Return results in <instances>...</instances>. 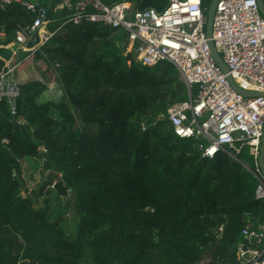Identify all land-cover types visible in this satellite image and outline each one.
<instances>
[{
	"label": "trees",
	"instance_id": "obj_1",
	"mask_svg": "<svg viewBox=\"0 0 264 264\" xmlns=\"http://www.w3.org/2000/svg\"><path fill=\"white\" fill-rule=\"evenodd\" d=\"M49 2L39 5L49 6V25L59 29L37 57L63 94L41 99L47 86L34 79L20 83L15 114L7 98L0 102V264H201L208 254L216 264H242L243 230L264 227L258 179L241 162L255 167L248 147L237 157H203L200 139L178 136L166 117L189 98L177 67L143 64L126 50L127 30L66 22L73 9ZM36 16L18 2L0 4V72L17 30ZM25 157L41 173L61 174L55 186L76 209L75 232L39 206L45 183L25 186Z\"/></svg>",
	"mask_w": 264,
	"mask_h": 264
},
{
	"label": "built area",
	"instance_id": "obj_2",
	"mask_svg": "<svg viewBox=\"0 0 264 264\" xmlns=\"http://www.w3.org/2000/svg\"><path fill=\"white\" fill-rule=\"evenodd\" d=\"M13 2L37 11L29 27L17 30L15 47L0 72V102L7 98L15 114V100L20 95L17 71L27 61L31 63L38 58L37 53L59 27L52 29L49 25V6L31 0H0L2 6ZM64 7L73 9L66 22H94L127 30L128 45L143 64L171 61L189 88L187 100L173 103L167 109L166 117L174 132L180 137L200 139L198 148L203 157L213 158L219 151L237 157L241 148L247 146L255 167L241 162L258 179L256 198L264 199V174L258 162L264 129V96H246L227 78L231 75L244 90L264 93V15L257 0H219L211 38L206 33L208 7L204 6V0H169L164 9H135L129 1L107 5L102 0H61L56 6ZM210 39L228 66V74L216 62ZM43 82L47 88L41 99L47 100L46 92L54 81ZM243 234L246 242L238 247L242 264H264V227L259 230L246 227Z\"/></svg>",
	"mask_w": 264,
	"mask_h": 264
},
{
	"label": "rangeland",
	"instance_id": "obj_3",
	"mask_svg": "<svg viewBox=\"0 0 264 264\" xmlns=\"http://www.w3.org/2000/svg\"><path fill=\"white\" fill-rule=\"evenodd\" d=\"M169 0H160V5L165 7ZM133 4L132 2H130ZM211 0H204V6L209 7ZM127 51H132L128 45ZM46 72H49L46 69ZM54 77V75H53ZM44 80V79H43ZM52 81L56 80L54 77ZM51 89L47 93V100H57L63 94V90H60L57 83H53ZM46 100V98H45ZM21 177L25 181V186L29 189H37L40 185L45 183V194L37 201L39 206L49 213V218L53 221H59L68 232H75L77 228L78 216L73 204L70 203V197L65 195H59L56 190V183L60 180L61 174L59 172L41 173L35 168V162L31 157H25L22 159V175ZM25 193V192H24ZM48 199L47 205L44 200ZM49 207V209H47ZM214 262L212 255L208 254L201 262ZM215 263V262H214ZM216 264V263H215Z\"/></svg>",
	"mask_w": 264,
	"mask_h": 264
},
{
	"label": "water",
	"instance_id": "obj_4",
	"mask_svg": "<svg viewBox=\"0 0 264 264\" xmlns=\"http://www.w3.org/2000/svg\"><path fill=\"white\" fill-rule=\"evenodd\" d=\"M219 0H211V3L207 9V25H206V33L207 36L209 38H211V33H212V29H213V21H214V16H215V10H216V6ZM258 5H259V9L261 11V13L264 15V0H257ZM54 4V0L52 1V7ZM39 6H36V10H38ZM210 43V47L212 50V54L216 60V62L218 63V65L222 68V70L228 74L229 69L228 66L226 65L223 57L221 56V54L217 51L214 42L210 39L209 40ZM227 78L229 79L231 85L240 93L246 95V96H264V93H259V92H253V91H248V90H244L242 88H240L239 86L236 85V83L234 82L233 78L231 75H228ZM199 146V143H197V147ZM258 162H259V166L260 169L262 171V173L264 174V129H263V136L261 139V146H260V156L258 158ZM205 264H215L214 262H206Z\"/></svg>",
	"mask_w": 264,
	"mask_h": 264
},
{
	"label": "crops",
	"instance_id": "obj_5",
	"mask_svg": "<svg viewBox=\"0 0 264 264\" xmlns=\"http://www.w3.org/2000/svg\"><path fill=\"white\" fill-rule=\"evenodd\" d=\"M31 1L39 3L42 0H31ZM52 1L53 0H50V2H49V3H51V6H52ZM28 62L29 61H27L25 63V65L23 67H21L16 73V76H17L20 83L26 82L29 80H34V79H39L42 81L44 79L45 81H51V79L54 78L53 72H51V71L46 72L47 65L42 59L37 58L36 60L31 61V63H28ZM54 83L55 84L57 83L59 89L62 90L60 87V84L57 80H54Z\"/></svg>",
	"mask_w": 264,
	"mask_h": 264
}]
</instances>
